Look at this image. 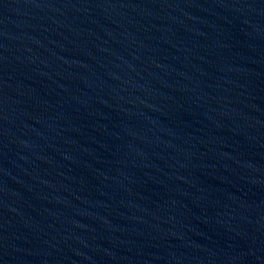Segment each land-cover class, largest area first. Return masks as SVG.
Instances as JSON below:
<instances>
[{
    "label": "water",
    "instance_id": "obj_1",
    "mask_svg": "<svg viewBox=\"0 0 264 264\" xmlns=\"http://www.w3.org/2000/svg\"><path fill=\"white\" fill-rule=\"evenodd\" d=\"M0 264H264V0H0Z\"/></svg>",
    "mask_w": 264,
    "mask_h": 264
}]
</instances>
